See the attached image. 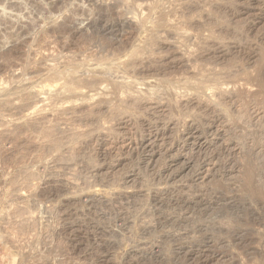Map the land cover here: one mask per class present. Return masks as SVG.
I'll use <instances>...</instances> for the list:
<instances>
[{
  "label": "rangeland",
  "instance_id": "1",
  "mask_svg": "<svg viewBox=\"0 0 264 264\" xmlns=\"http://www.w3.org/2000/svg\"><path fill=\"white\" fill-rule=\"evenodd\" d=\"M262 120L264 0H0V264H264Z\"/></svg>",
  "mask_w": 264,
  "mask_h": 264
},
{
  "label": "bare ground",
  "instance_id": "2",
  "mask_svg": "<svg viewBox=\"0 0 264 264\" xmlns=\"http://www.w3.org/2000/svg\"><path fill=\"white\" fill-rule=\"evenodd\" d=\"M258 4V3H257ZM64 29H66V27H64ZM64 33H67L68 32V30H62ZM218 100H219V98H217ZM207 110H208V108H207ZM210 115V114H209ZM208 115V116H209ZM203 117V116H202ZM205 117V116H204ZM259 118V117H258ZM208 119V118H207ZM262 119V118H261ZM202 121V120H201ZM261 121V120H260ZM262 121H264V120H262ZM210 123V122H209ZM215 123V122H214ZM201 124V123H200ZM220 124V123H219ZM264 124V123H263ZM202 125V124H201ZM207 125V124H206ZM200 126V125H199ZM211 126H214V125H211ZM210 126V127H211ZM207 127H209V125L207 126ZM116 128V127H115ZM201 128V127H200ZM214 129H216V127L214 128ZM115 130V129H114ZM113 132V131H112ZM116 132V131H115ZM109 133H110V130H109ZM114 133V132H113ZM112 133V134H113ZM118 133V132H117ZM121 134V133H120ZM191 134V133H190ZM132 135V134H131ZM134 135V134H133ZM132 135V136H133ZM203 135V134H202ZM135 136V135H134ZM205 136V135H204ZM119 137V136H118ZM134 138V137H133ZM138 138V137H137ZM135 141V140H134ZM137 141V140H136ZM149 142H151V141H149ZM117 144V143H116ZM110 145V144H109ZM108 145V146H109ZM123 145V144H122ZM202 145V144H201ZM114 146V145H113ZM124 146V145H123ZM133 147V146H132ZM137 147V146H136ZM139 147V146H138ZM144 147H145V145H144ZM141 149V148H140ZM199 167V166H198ZM200 199V198H199ZM197 201V200H196ZM207 201V200H206ZM204 203V202H203ZM182 204V203H181ZM195 205V204H194ZM1 252V251H0ZM23 259V258H22Z\"/></svg>",
  "mask_w": 264,
  "mask_h": 264
}]
</instances>
